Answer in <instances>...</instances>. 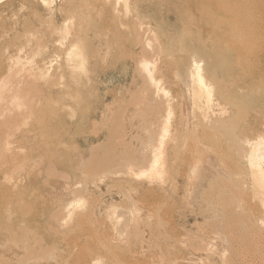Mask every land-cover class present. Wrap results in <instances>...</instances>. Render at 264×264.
I'll use <instances>...</instances> for the list:
<instances>
[{
    "label": "rangeland",
    "instance_id": "374dc122",
    "mask_svg": "<svg viewBox=\"0 0 264 264\" xmlns=\"http://www.w3.org/2000/svg\"><path fill=\"white\" fill-rule=\"evenodd\" d=\"M195 1L196 0H131L133 12L130 16L123 18L122 21L125 23V28H119V32V24L115 21L116 19H114V13L109 7L105 8L104 10L101 9L102 5H100L97 0H87L86 2L88 3L78 0L76 14L74 15V17H72V13L59 12L58 15H56V19L51 20L54 23H51L47 10L38 0H22V2H20L19 0H5L4 2L0 3V58L5 56L7 60L12 59L11 62H13L14 66L20 65L19 63H17L18 57H20V61L24 63L28 61L30 56L32 57L33 53H38L34 56L37 55L39 59H43L44 57H46L47 59H49V57L54 58L55 56L61 54V59L59 57L61 61L64 57L63 54L65 53V50L60 49L59 45H56L55 43L50 41L52 36L54 38H58L59 33H51V31H48V29L51 30L52 28H54V26L62 27L67 22L69 33L67 34L68 38L65 41V45H69L70 42L76 41L78 37H81L84 43L83 45H85L87 50H89V60L87 63L88 66L86 65L85 68L89 69L90 77H92L93 79L90 80L89 83H87L86 75L83 74V71L79 70L82 73L78 74L79 79H82V83L77 84L73 82L74 78L70 79L68 75L66 77H61L62 73L61 71H58L45 83H38L36 87L39 88L42 85L43 87L41 88L43 89V91H41V89H37L36 87L32 91L34 95H38V98L46 103V107L43 108L42 111L40 110L41 112H35V117H37L38 114H42L43 116H45L46 114V116L44 118L45 125L43 126L44 128L42 127V129L37 121H33L34 132L31 133V140L29 142L30 145L32 143L31 146L33 147L30 151L29 158L36 160H33L31 162L33 163L31 165H34L31 166V168H33V170L31 169V172L34 171L33 173H36L35 175L32 173L31 177V180H33L32 194L34 193V198H31L34 200H32L30 207V211L32 210L31 214L33 221L31 232L34 234L33 243L36 242V240H39L40 242L43 238L44 241L45 239H47V245L46 251L40 250L35 253L38 254V256L41 253V256L43 255L44 257H36L37 255L32 254V257L28 258V262H31L33 264H42L43 262V264H96L93 263V260L97 261L99 259L98 262L101 261L100 264H102V262L105 264H214L215 261H213L212 258H209L204 251L195 249L196 247L198 249L197 241L199 240L200 235L202 234L204 229L207 230L210 228L209 225L207 224V226L202 224L205 223L202 222L203 220L196 223L194 218H192L188 228L186 230H182V234L180 235L181 241L178 242L176 240L177 237L174 231V226L176 223V200L172 194L170 185L167 187L166 191L161 193L155 189V186H148L146 177L140 176L137 180H127L128 178L125 176V172H127L128 170L125 166L128 164L126 159L129 154L127 155V153H130L132 151L134 152V148H132V151H129V149L122 151L125 144H129V147H135L136 152H142L146 148V146L142 144L147 145L149 143V137L151 136L153 126H155H152L155 119L148 112L152 111L150 110V105L148 103L149 101L147 100V98V102L146 100L142 101L146 97V90L143 89L146 87L144 83H142L144 82V76L143 72H141L140 70L141 68L139 63L140 58L142 59L143 56L144 58L151 57L150 60H153V56L154 60H157L159 58L157 62L162 65V71H164L165 73V70H168L167 76L165 77V84L169 86L168 90H170V92L175 95L178 89L173 82L174 77L171 73L173 65H171L172 59L170 58L173 57V55L176 56L175 53L178 54V51H180L179 53H185L188 49V51H190L189 53H191V49H193V47H198L200 41L208 38V40L205 39L204 41L206 42V45H208V47H213V53H233L235 51V53L250 52V60H253L252 63L254 65V68L253 71L251 70L248 72H253V76L255 77L252 82L251 91L254 96L257 97L264 90V0H249L251 2H249L248 0H222V2H220V0H201V4H199L200 0H197V2ZM56 2L57 7H60L62 5L64 6L63 0H57ZM213 3H215L216 5ZM226 3L228 6H232V9L234 7L233 11L235 10L236 12H238L236 13L234 11L235 19L237 21L240 17L243 19L246 15L251 16L247 17L249 19H245L244 22H246L247 20V29H250L249 27H251V25L253 24L252 27L257 31H255L254 29H250V32L253 31L254 33H252V36L254 38H251V34H249V43L248 41H239L240 39L232 35V33L236 32L240 28L242 29V26L239 28L241 24H239V22H236L235 19L224 21L223 17L226 15V13L225 11H222V9L220 12L219 7L222 5H226ZM237 3H239V5ZM249 3H252V5H249ZM198 4L200 7L198 6ZM187 6L189 7L188 9H186ZM198 7L201 9H199ZM194 8L196 11L198 8L199 13L196 12ZM247 8L251 10L248 9L245 15L244 13ZM187 10H189V12H187ZM203 12H205V14ZM82 13L85 15L89 14L90 20H83L85 18H82ZM136 13L138 14L137 17L135 15ZM211 13H213V15H211ZM79 15L81 17H79ZM200 15L203 18L200 17ZM199 17L202 18V22L201 19H196ZM211 17H213V19ZM254 17H256V20H253ZM192 18H194L193 21H196L193 22ZM69 19L70 21H68ZM208 22L213 25H210ZM250 22H255V24H251ZM205 23L206 25L209 24L210 28L207 26L205 27ZM29 24L31 25L27 27ZM139 24L145 25L147 29L145 26H139ZM198 24L200 25L198 26ZM258 24L259 26H261L258 27ZM227 25L230 28H228ZM128 27L130 30L128 29ZM148 27L151 29H149V32H147ZM212 28L217 29L216 31H219L220 34L218 33V35L217 32ZM223 29L226 31H224ZM11 30L13 32L10 35H4L5 31ZM135 30L136 32L137 30L140 31L136 33ZM207 31L212 32L206 33ZM213 31L215 32V34H213ZM15 32L22 33L23 37L15 39V37L13 36V33ZM84 32L87 33L84 34ZM134 32L136 34H134ZM150 32H152L151 35L149 34ZM227 32L228 34H226ZM144 33L147 35H144ZM133 34L134 36H132ZM138 34L144 41L141 45H138V43L136 42L139 39L137 38ZM200 36L204 38H200ZM143 37H145V39H143ZM132 38L133 40H130ZM147 38L149 40H146ZM181 38H184V41H181ZM212 39H216L214 44L209 41ZM169 42L173 43L172 47L171 45H168ZM151 43L156 47V49H154L153 47V49L150 48L152 45ZM242 43H244L245 45ZM252 44L256 46H252ZM147 45H149L150 47H147ZM183 45L184 47L186 46V49L183 48ZM158 46L162 47L159 48ZM180 47L182 49H179ZM142 48H144L145 51L148 48H150V50L148 49L143 53V51L140 50ZM165 53L168 54L166 55ZM259 53L261 54V56L259 55ZM156 55L158 57H156ZM139 56L141 57L139 58ZM232 73L233 74L227 79V81L231 82V84H235L233 83V81L237 80V77L243 74V71L235 69ZM66 82L71 85V87L69 88L71 94L74 97H77H75L76 99H73L74 101L71 100L67 95L63 94L66 89ZM238 82L239 81H237V84L241 83ZM98 85H100L101 91L97 90ZM78 88L81 90H78ZM37 90L43 92V96ZM76 90L78 93L76 92ZM142 90L144 91V95H141ZM50 91H53L54 94L49 95ZM244 91H247V89H244ZM97 92L99 95V99L97 98ZM140 97H143V99H141ZM75 100L77 103L75 102ZM142 102H145V105ZM138 104L140 105L139 108L136 107L139 106ZM50 108L53 110L49 111ZM141 108H146L147 111L144 112L143 110L145 109L142 110ZM72 111L75 114L74 117L69 116V113H72ZM104 111L107 115H105ZM102 113L103 116L105 115L103 118ZM144 115L146 117H144ZM147 116L148 118H150L148 119ZM142 117H144V119ZM121 120L124 121L122 122ZM118 121L119 123H121L119 124ZM122 123L124 125L123 131L120 130L123 127H119L122 125ZM68 126L69 128H71V132L65 131V129L67 130ZM135 126H138L139 128H135ZM20 136V132H17V135L15 136V138H13L19 141ZM132 136H139L141 138L137 142L136 139H138L139 137H135V139ZM105 137H107L108 139H106ZM109 137L111 141H114H108L110 140ZM131 138L135 141H133ZM85 140H88V144ZM116 140L119 141L118 144H120L121 142H124V144H121V147L118 144H113V142L117 143ZM129 141H131L132 143ZM40 143L41 145H39ZM14 144L18 145V143ZM112 144L117 146V149L115 148L116 150H111L114 149L113 147H115ZM48 146H50V150L52 148L54 150L49 151ZM111 146L113 147L111 148ZM128 146H126V148H129ZM39 149L40 151H38ZM42 150L44 153H39L42 152ZM47 151H49V154L55 153L53 154V158L50 157L52 154H47ZM91 152L93 155L91 154ZM114 152L117 154H113ZM120 153L122 154L121 157ZM44 154L47 155L44 156ZM75 154L77 155L76 157ZM36 155L37 157L42 156L41 158L43 159L40 160V157L36 159ZM58 156L59 160L57 159ZM92 156H94V158ZM115 156H118L119 158H117L120 160L115 158ZM122 157H124L123 160ZM107 158L111 159L112 161L107 162L106 160L110 161ZM55 159H57L59 162ZM65 159L68 161H66ZM71 159L73 160V165ZM92 159H94V161L96 160V162L92 163ZM102 159H104V161ZM49 160L50 162L52 161L51 164L48 162ZM38 161H40L41 163H38ZM65 162L68 164L70 163V165H63L62 163ZM101 162H106V164ZM115 162H118L119 165ZM75 163H77L79 167H77ZM79 163L83 165H80ZM85 163L88 164L89 167H87ZM47 164H50V166L52 165L54 168L51 167V169L49 167V170V168H46ZM58 164H61V168L58 167ZM38 165L45 168V173L51 171L48 172L45 176L47 183L46 181H43L44 178H40L38 176ZM94 167L98 169H92ZM141 167L143 168V166ZM141 167H139L138 169H141ZM85 169L86 171H84ZM91 169L94 171H92ZM116 171L120 173H115ZM60 173L63 176H61ZM49 174H52V176H49ZM73 176L75 181L73 180ZM76 176L77 178H75ZM59 177L62 178V180ZM167 181L169 184L170 179L168 178ZM65 183H72L74 185L75 188L73 192L75 193V190H77L76 195L72 193L70 194V196H60L59 192L62 189L63 185H65ZM78 184L81 185L78 186ZM83 189H86L87 192ZM50 191L51 196L49 195ZM37 192L40 194H38ZM36 193L37 195H39L38 199L36 198ZM52 193H54L55 195H52ZM74 195L76 196V198ZM49 196L52 197L50 201ZM61 197L62 200L65 199L67 200V202L71 201L72 203L74 202L73 200L76 199L75 204L77 205L72 206L73 208L75 207V216L78 215L80 211L84 210L85 215L83 213L79 214L80 216L75 217L72 223L73 225L70 229L60 231L61 233L57 231L58 234H55L56 232L54 233L53 231V227L55 230V225L52 224L48 226L50 224L48 215L51 211H53V208L56 209L55 204H57V201H59ZM70 197L72 198L70 199ZM41 198L44 199V202H42ZM48 201L51 203H56L54 204V206H52L53 204L51 205ZM33 204L34 206H32ZM81 206H84V208H82ZM45 207L46 212L43 216L47 217L49 221L47 220V218L42 221L44 217L42 216L41 219L39 217L40 215L38 214L42 211V208L44 209ZM119 208L121 210H115L117 213H114L117 214L116 216L119 215L118 218L114 216L113 212H115L114 209ZM121 211L129 212H124L122 214ZM36 213L38 214V216ZM126 213L129 214V216L132 214L130 218L132 217L131 219L133 220H137L138 218H140L139 226H137L135 230L134 228L130 229L131 226H129L130 228L128 227L129 230H127L126 227L128 225H132V223H134L135 221H130V218L126 215ZM124 215H126L127 218ZM135 217H137V219ZM121 218L123 221H119V219L121 220ZM124 218H126V220L129 218L127 221L130 223L127 222L128 224L124 225V223H126L124 222ZM82 219H84V221ZM38 220H41V222L43 223L38 224ZM77 221L81 222L78 223ZM37 224L39 226H37ZM116 224H119V226L125 228L126 231L123 230V228L121 229V227L120 229L123 231H119V226H117ZM36 228L39 231H37ZM46 231H48V233ZM34 232L37 233L35 234ZM124 232H126L125 235ZM36 235H39V238L35 237ZM186 236L188 239L186 238ZM40 237L42 238L40 239ZM183 237L185 238L183 239ZM43 240L42 242H44ZM217 244L219 246L217 247L219 251H221L220 249L224 248V246L226 247V245L222 242L221 237L217 239ZM191 245H194L195 247H191ZM223 250H226V248H224ZM226 252L227 254H229V251L226 250ZM201 256H205L203 258L204 260H201ZM23 258L25 259V257ZM205 258H208V261L205 260ZM216 258L218 259L217 256ZM11 264L21 263L20 261L18 262V260H14ZM218 264L223 263L220 261V263Z\"/></svg>",
    "mask_w": 264,
    "mask_h": 264
},
{
    "label": "bare ground",
    "instance_id": "6f19581e",
    "mask_svg": "<svg viewBox=\"0 0 264 264\" xmlns=\"http://www.w3.org/2000/svg\"><path fill=\"white\" fill-rule=\"evenodd\" d=\"M4 1L5 0H0V3ZM19 1L22 2V0ZM38 1H40L42 6L45 7V9L47 10L50 21L56 19V15H58L59 12L72 13L73 14L72 17H74V15L76 14L78 0H63L64 6L62 5L60 7L56 6L57 0H38ZM80 1L86 2L87 0H80ZM97 2L100 5H102L101 9L104 10L105 8L109 7L111 11L114 13V17H115L114 19H116L115 21L118 22L119 24L118 32H119V28L122 29L125 28L124 26L125 23L122 20L124 17L130 16L133 12L131 0H97ZM195 2H197V0ZM201 2L202 1L200 0L199 4H201ZM220 2H222V0H220ZM237 4L239 5V3ZM250 4L252 5V3H249V5ZM188 8L189 7L187 6L186 9ZM198 8L197 11L195 10L196 12H198ZM219 8H220V12L222 9V11H225L226 13V15L223 17L224 21L235 19V15H234L235 10L233 11L234 7L232 9V6H228L226 3V5H222ZM248 9L249 8L246 9L244 13L245 15ZM187 12H189V10H187ZM203 13L205 14V12ZM135 15L136 17L138 16L137 13ZM211 15H213V13H211ZM81 16L82 18H85L83 20L86 19L90 20L89 14L85 15L82 13ZM81 16L79 15V17ZM200 17L202 16L200 15ZM200 17L196 19L199 20L201 19L202 22L203 17L202 18ZM247 17H251V16L246 15L245 18L243 19L240 17L238 18V21L235 19L236 22H239V24H241L239 28L242 26L243 30L240 28L236 32L232 33V35L240 39L239 41L243 40V41H248L249 43L250 37L254 38L252 36L254 34L253 31L252 32L250 31L254 29L252 27L253 25L252 23L255 24V22H250L252 24L251 27H249L251 30L247 29L248 28V26L246 25L247 20L246 22H244L245 19H249ZM211 18L213 19V17ZM193 19L194 18H192V21ZM253 20H256V17H254ZM68 21H70V19ZM51 23L54 22L51 21ZM209 24L213 25L211 23ZM209 24L206 25L205 23V27L207 26L210 28ZM259 24L257 25L258 27L261 26V25L259 26ZM30 25L31 24H29L27 27H29ZM67 25L68 24L66 22L62 27L54 26V28H52L51 30L48 29V31H51V33H55V32L59 33L58 38H54L51 35L52 37L50 41H52L56 45H59L60 49L65 50V53L63 54L64 57L61 61H60L61 54L59 53L58 56H55L54 58L49 57V59H47L46 57H44L43 59H39L37 55L34 56L35 54L38 53H33L32 57L30 56L28 61L24 63L20 61V57H18L17 63L20 64L18 66H14L13 62H11L12 59L7 60V58L4 55H3L4 57L0 58V264H11L14 260H18V262L20 261L21 264H33L31 262H28V258H31L32 254H35L40 250L46 251L47 239H45L44 241L43 238L40 237V239L42 238L40 242L39 240H36V242L33 243L34 234L31 232V226L33 221L31 214L32 210L30 211V207L32 200H34L31 199L34 198L33 197L34 193L32 194L33 180H31L32 173L34 172V171L31 172V169L33 170L31 166L34 165H31L33 164L31 162L35 159L29 158L30 151L33 148L31 146L32 143L30 145L29 142L31 140L30 139L31 133L34 132L33 121L34 120L37 121L42 129V127L45 125L44 118L46 116V114L45 116H43L42 114H38V116L35 117V112L40 110L42 111L43 108L46 107V103H44L40 98H38V95H34L32 91L35 89L38 83L39 84L40 82L41 84L42 82L45 83L50 79V77L54 76L58 71H61L62 73L61 77L62 76L66 77L68 75L70 79L74 78L73 82L77 84L82 83L81 82L82 79L81 78L79 79V75H78L82 73L79 70L83 71V74L86 75L87 83H89L90 80H93L92 77H90L89 69L85 68L89 60V55H88L89 50H87L85 45H83L84 43L81 37H78L76 41L70 42L69 45H65V41L68 38L67 34L69 33ZM199 25L200 24H198V26ZM139 26L143 27L145 25L139 24ZM219 26H224V25H219ZM243 27H245L246 29ZM149 29L150 28L148 27L147 32H149ZM214 30L216 31L217 29ZM138 31L140 30H137V32L135 30L136 33H138ZM12 32H13L12 30L5 31L4 35H10ZM87 32H84V34ZM135 32L134 34H136ZM209 32L212 31H207L206 33ZM216 32L217 34L218 33L220 34L219 31ZM228 32L226 34H228ZM134 34L132 36H134ZM149 34L151 35L152 32H150ZM213 34H215L214 31ZM249 34H251V36ZM144 35L147 34L144 33ZM13 36L15 37V39H17L23 37V34L19 32H15L13 33ZM138 36L137 38L139 39L136 42L138 43V45H141L144 41L141 39L140 36L139 37ZM128 38H129V34H128ZM200 38H204V37L200 36ZM143 39H145V37H143ZM183 39L181 38L180 40L182 41ZM205 39L208 40V38ZM130 40H133V38ZM146 40L149 39L147 38ZM204 40L199 42L198 47H193V49H191V53H189L190 51H188V49L186 50V52L182 51L185 53H179L180 51H178V54L175 53L176 56L173 55V57L170 58L172 59L171 65H173L172 71L171 70L170 71L174 77V81H173L174 85L178 89L175 95L172 94L170 90H168L169 86L165 84V77L167 76L168 70H165V73L164 71H162L163 70L162 65L159 62H157L159 58L157 60H154L153 58L154 56H153L152 57V59L154 60L153 61L150 60L151 57L144 58L143 56L141 59L140 58L141 56H139L140 58L139 63L141 68L140 70L141 72H143V76H144L143 78L144 82L142 83H144L146 87L143 88L146 90L145 99H143V97L140 98L143 99L142 101L146 100V98L149 101L148 103L150 105V110L152 111H148V112L149 114H151L152 117H154L155 121H153L154 124H152V126L153 125L155 126H153L151 136L149 137L150 138L149 143L147 145L142 144L146 146V148L144 147L145 149L142 152L138 150H137L138 152H136L134 146L133 147L130 146L131 147L130 149V147L128 146L129 144H125L124 149L122 151H125L126 149L132 151L133 150L132 148H134V152L132 151L130 153H127V155L129 154L126 159L128 164L126 163L127 165L125 166L127 167L128 170L127 172H125L126 173L125 176L128 178L127 180H131V181L137 180L140 176L146 177L148 181L147 183L148 186H152V187L155 186V189L161 193L166 191L167 187L170 185L172 194L176 200V204H175L176 223L174 226V231L177 237L176 240L178 242L181 241L180 235L182 234V230L183 229L186 230L188 228L192 218H194L196 223L201 222V220H203L202 222L205 223L202 224L204 225L208 224L210 228L207 230L204 229V231L199 237V240L196 239L198 240L197 241L198 249L197 247L195 249L204 251L209 258H212V260L215 261L214 264H218L220 263V261L223 264H264V90L257 97L254 96V94L251 91L252 82L255 77L253 76L254 74L253 72H248L251 70L253 71L254 68L253 67L254 65L252 63L253 60L252 61L250 60L251 58L250 52L235 53L236 51L235 52L232 51L233 53H213L214 51L213 47H208V45H206V42ZM215 40L216 39H212L209 41H211L214 44ZM172 44H173L172 42L168 43V45H171V47ZM152 45L151 47L147 45V47L150 48L153 47L154 49H156V47L154 46L155 40H154V45L153 46ZM252 46H256V45L252 44ZM150 48L148 49L150 50ZM183 48L186 49V46L184 47L183 45ZM179 49L182 48L180 47ZM140 50L143 51V53L145 51L144 48ZM259 55L261 56L260 53ZM156 57L158 56L156 55ZM235 69L236 70L238 69L239 71H243V74L237 77V80L233 81V83L235 84H231V82L227 81V79L233 74L232 72ZM59 81H63V80H59ZM237 81H239L238 83L240 82L241 83L237 84ZM41 87L43 86L41 85ZM41 87L39 88L36 87V88L39 90L41 89V91H43ZM65 87L66 89L63 94L67 95L71 100H73L76 96L74 97L71 94V91L69 90L71 85L68 84V82H66ZM79 88L78 90H81ZM244 89H247V91H244ZM39 90L37 91L40 92ZM97 90L101 91L100 85H98ZM40 93L43 96V92ZM143 93L144 91L142 90L141 95H144ZM52 94H54V92L50 91L49 95ZM97 98L99 99L98 92H97ZM142 103L144 104L145 102ZM136 107L139 108L140 105ZM141 109L142 110L145 109L143 110L144 112L147 111L146 108H141ZM51 110L53 109L50 108L49 111ZM74 115L75 114L73 111L72 113H69V116L71 117H74ZM105 115H107L106 112ZM104 116L102 113V118ZM144 117L146 116L144 115ZM144 117L142 118L144 119ZM119 127L120 128L123 127L122 129L119 128L120 130L123 131L124 129L123 123ZM136 127L138 126H135V128ZM65 131L71 132V128H69L68 126L67 130L65 129ZM17 132H20L21 134L19 141L14 139L15 136L17 135ZM139 136H132V137L138 138ZM105 138L108 139L107 137ZM140 138L141 137L135 139L138 142ZM132 140L135 141L134 139ZM85 141L88 144V140ZM108 141H111V139ZM119 141H117V143L113 142V144L117 145ZM14 143H18V145H15ZM121 144H124V142H121L118 145H120L121 147ZM39 145H41V143ZM116 145H113L115 147L111 146V148L112 147L114 148L111 150H116L117 149ZM126 146H128L129 148H126ZM49 147L50 146H48V148ZM52 150L54 149L52 148L50 150L49 148V151ZM38 151H40V149ZM49 151H47V154H49ZM39 153L43 154L44 152L42 150V152ZM51 154L49 155H51L50 157L53 158V154L55 153H51ZM113 154H117V153L114 152ZM46 155L44 154V156ZM59 156L57 157L58 160H59ZM76 156L77 155L75 154V157ZM94 156L92 157L94 158ZM121 156L122 154L120 153V157ZM39 157L40 160L43 159L41 158L42 156L37 157V155L35 158L37 159ZM117 157L115 156V158ZM123 158L124 157H122V160ZM57 159L55 160L58 161ZM92 160H93L92 163L96 162V160L95 161L94 159ZM102 160L104 161V159ZM109 160L110 161L108 160L106 161L107 162L112 161L111 159ZM39 162L40 161H38V163ZM48 162L51 164L52 161L50 162L49 160ZM71 162L73 165L72 159ZM101 163L106 164V162H101ZM50 164L49 165L47 164L46 168L53 167L52 165L50 166ZM62 164L65 165L68 163L65 162ZM75 164L77 165V163ZM88 164H86L87 167H89ZM116 164H118V162ZM60 165L58 164V167H60ZM68 165H70V163ZM141 166H143V168ZM77 167L79 166L77 165ZM139 167H141L142 170L138 169ZM95 168L96 167L92 169ZM37 169H38V176L40 178H44V180L42 179L43 181H46L45 176L48 172L51 171L45 173V168L39 165ZM84 171H86V169ZM115 173H120V172L116 171ZM50 175L52 176V174H49V176ZM75 178H77V176ZM168 178L170 179L169 184L167 181ZM60 179L62 180V178ZM73 180L75 181L74 176H73ZM73 184L65 183V185H63L60 192L58 191L60 193V196L62 197L68 195L70 196V194L72 193L76 195L77 190H75V193L73 192L75 188ZM80 185L78 184V186ZM83 190L87 192L86 189ZM50 194L51 191L49 195ZM53 194L54 193H52V195ZM38 196L39 195H37L36 197L37 199ZM50 196H49L50 198L49 201L52 198ZM62 197L59 199V201H57V204H55L56 202L51 203L48 201L51 205L53 204L52 206H54L55 204L56 207V209L53 208V211L49 213L48 216H49L50 224L49 225L47 224L48 226L52 224L55 225V230L53 227L54 233L56 232L55 234H58L57 231L60 232L70 229L73 225L72 223L75 217L80 216L79 214L83 213L85 215L84 213L85 210L82 209L84 211H80L79 214L75 216V207L73 208L72 206L77 205L75 204L76 199H74L73 200L74 202L72 203L71 201L67 202V200L65 199L62 200ZM72 197H70V199ZM41 199L42 202H44L43 201L44 199L43 198ZM32 206H34V204ZM84 206L81 207L84 208ZM115 210H121V209L120 208L114 209V211ZM45 212H46V207L44 209L42 208V211L38 213L41 219L42 216L45 214ZM124 212H129V211H121L122 214ZM114 213L117 212L115 211L113 212V214ZM116 215L117 214H114V216ZM126 215L129 218L130 216H132V214L129 216V214L127 213ZM126 215L124 216L126 217ZM45 218L47 217H44L42 221H44ZM122 218L121 220L119 219V221H123ZM126 218H124V222H126L124 223V225L130 223L127 221L129 218L127 220ZM131 218L129 219L130 221L133 220ZM135 218L137 219V217ZM82 220L84 221V219ZM133 222L134 223H132V225H128L126 227L127 230H129L130 228L129 226H131L130 229L134 228L135 230V228L139 226L140 218H138L137 220H133ZM41 223L43 222H41V220L40 221L38 220V224ZM38 224L37 226H39ZM116 225L119 226V224ZM120 227L121 229L123 228L122 226H119L118 229L119 231L121 230ZM36 230L39 231L37 228ZM123 230L126 231L125 228H123ZM123 230H121V232ZM46 232L48 233V231ZM125 234L126 232H124V235ZM38 236L36 235L35 237L39 238ZM220 237L222 239V242L226 245V247L224 246V248H226V250L229 251V254H227L226 250H223L224 248L220 249L221 251L218 250L217 247L219 246L217 244V239ZM184 238L185 237H183V239ZM42 240L44 242H42ZM191 247H195V246L191 245ZM35 255H37L36 257H40L41 253L39 256L38 254ZM216 256L218 257V259L216 258ZM23 257H25V259ZM204 257H202L201 260H204L203 259ZM98 260L97 261L93 260L94 262L93 261L92 262L96 264H100L101 261L98 262ZM205 260L208 261V258H205ZM102 264L105 263L102 262Z\"/></svg>",
    "mask_w": 264,
    "mask_h": 264
}]
</instances>
